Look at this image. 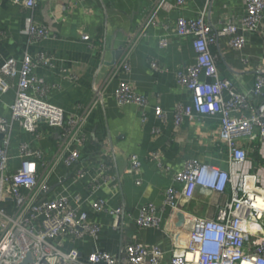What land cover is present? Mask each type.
I'll return each instance as SVG.
<instances>
[{
  "label": "crops",
  "instance_id": "obj_1",
  "mask_svg": "<svg viewBox=\"0 0 264 264\" xmlns=\"http://www.w3.org/2000/svg\"><path fill=\"white\" fill-rule=\"evenodd\" d=\"M207 7V21L216 30L228 22L240 23L245 15V0H188L182 10L161 11L159 23L149 27L131 57V70L122 74L106 89L103 103L90 115L85 130L87 142L80 149L81 158L73 167L60 163L49 179L47 198L60 193L73 197L81 196V208L90 221L100 227L98 238L63 240L64 249L77 248L83 258L96 248L117 256L124 254L125 244L138 241L147 245L157 244L167 251L174 247L173 236L166 230L171 219L169 206L159 211L161 226L139 227L136 219L140 209L147 203L163 206L165 190L174 185L182 190L181 183L174 182L176 173L184 168L188 159L198 158L212 165L230 170L234 182L242 181L240 173H250L251 183L264 187V139L252 141L241 139L248 149L249 158L243 164L229 162L226 145L221 138V115H195L184 117L182 126L176 130L175 107L177 102L192 103L191 93L178 85L177 69L194 63L196 53L193 35H179L177 19L198 15ZM152 0H41L35 7L27 8L14 0H0V67L10 58L20 61L25 51L35 56L46 51L54 58L53 67L39 66L35 73L50 85L49 102L63 108L66 114H78L89 105L95 89L106 82L113 64L122 54V47L137 25L147 16ZM29 22L50 29V38L30 43L26 33ZM88 33L90 40L82 38ZM171 34V44L162 49L160 37ZM91 42L94 46H91ZM217 57L221 75L229 79L236 89L251 95L249 115L264 100L253 93L256 77L264 74V38L250 34L246 46L237 51L229 46L228 37H219L212 46ZM156 58L164 70L151 68ZM77 79L74 80L73 77ZM129 81L134 90L149 98L146 111L134 105H120L116 88L120 80ZM11 88L0 90V116L11 117V105L16 96L17 79H9ZM227 98V94H225ZM160 105L167 113L166 119H158L154 108ZM159 129L155 132L154 129ZM35 136L15 123L9 153L11 170L20 164L18 147L28 142L42 149L51 159L57 149L59 129L47 124L38 125ZM4 134L0 131V145ZM154 152L159 160L153 159ZM138 156L142 162L141 183L130 173L131 157ZM162 163L169 171L159 166ZM104 165L114 177L91 194L90 182L95 169ZM91 177L76 180L78 169H91ZM100 171V170H99ZM239 173V175H238ZM62 185L66 190H62ZM233 195V183L225 190L205 196L196 193V199L188 204L191 215L215 216L218 206L229 202ZM103 199L108 207H121L120 218L110 212H94L91 202ZM5 221L0 218V231Z\"/></svg>",
  "mask_w": 264,
  "mask_h": 264
},
{
  "label": "built area",
  "instance_id": "obj_2",
  "mask_svg": "<svg viewBox=\"0 0 264 264\" xmlns=\"http://www.w3.org/2000/svg\"><path fill=\"white\" fill-rule=\"evenodd\" d=\"M14 1L33 8L41 0ZM206 1L209 3L210 0ZM187 2L152 0L149 13L127 38L121 48V57L113 64L106 82L95 89L92 102L78 114L68 116L63 108L49 102L50 85L35 73L39 66L53 67L54 58L48 52L40 51L32 56L25 51L20 66L17 59L10 58L0 67L1 91L11 88L9 79L18 80L11 117L0 116V131L4 134L0 145V218L5 221L0 231V264H22L27 253L33 256L30 264H264V187L251 183L250 173H240L242 181L236 183L234 174L228 169L198 158L185 162L184 168L174 176V182L183 185L182 190L171 185L164 192L160 209L147 203L136 219L139 227L159 228V211L166 206L172 209L166 230L173 236L174 247L168 256L161 246L138 241L125 244L124 254L120 256L96 248L83 258L77 248L66 250L65 237L70 240L86 236L98 238L101 227L90 221L88 213L81 208L80 195L74 196L73 202L62 193L47 198L49 179L58 165L62 163L70 168L79 162L80 149L87 142L85 127L90 115L103 103L107 87L122 74L130 72L132 54L149 27L159 23L161 11L185 9ZM207 7L196 16L177 19L179 35L194 36L196 60L176 71L178 85L190 92L192 98L190 104L176 103V130L180 129L186 116L221 115L220 140L226 145L229 162L243 164L248 161L249 153L241 139H264V100L256 110L246 114L251 108V95L238 91L221 75L212 46L222 36L229 38L231 48L242 51L250 34L264 38V0H245L246 13L240 23L228 22L216 30L207 21ZM26 33L30 43L52 35L49 28L33 22H29ZM82 38L91 39L88 33H83ZM170 44L171 34L160 37V48L166 49ZM90 45L94 46V43ZM151 68L164 70L156 58L151 60ZM253 93L255 96L264 94V74L257 75ZM115 94L120 105H134L143 111L149 105V98L137 93L126 80L119 81ZM154 114L158 119L167 118L160 105L155 106ZM15 123L35 136H39L38 125L42 123L59 129L54 156L48 159L42 149L21 142L18 147L20 164L12 171L9 150ZM154 131L159 132V129ZM152 157L159 160V153L154 152ZM159 166L170 170L162 163ZM92 170L93 167L78 169L75 179L91 177ZM99 170L95 169L96 175L90 182L91 194L114 179L104 165ZM130 173L137 183H141L142 162L136 155L131 157ZM228 182L233 183L232 199L218 206L215 216L191 215L188 204L196 199V193L212 196L223 192ZM62 190H66L64 185ZM91 207L94 212H110L116 218L123 214L121 207L111 209L101 198L93 200Z\"/></svg>",
  "mask_w": 264,
  "mask_h": 264
},
{
  "label": "water",
  "instance_id": "obj_3",
  "mask_svg": "<svg viewBox=\"0 0 264 264\" xmlns=\"http://www.w3.org/2000/svg\"><path fill=\"white\" fill-rule=\"evenodd\" d=\"M33 262V256L31 253H27L24 261L22 262V264H30Z\"/></svg>",
  "mask_w": 264,
  "mask_h": 264
},
{
  "label": "trees",
  "instance_id": "obj_4",
  "mask_svg": "<svg viewBox=\"0 0 264 264\" xmlns=\"http://www.w3.org/2000/svg\"><path fill=\"white\" fill-rule=\"evenodd\" d=\"M10 206V205H9Z\"/></svg>",
  "mask_w": 264,
  "mask_h": 264
}]
</instances>
